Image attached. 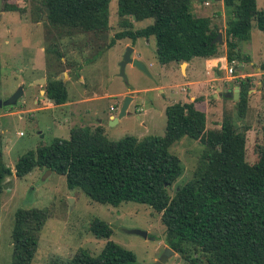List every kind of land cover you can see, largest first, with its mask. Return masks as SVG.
Masks as SVG:
<instances>
[{
	"label": "rangeland",
	"instance_id": "rangeland-1",
	"mask_svg": "<svg viewBox=\"0 0 264 264\" xmlns=\"http://www.w3.org/2000/svg\"><path fill=\"white\" fill-rule=\"evenodd\" d=\"M219 2L216 0L215 6L211 0L209 5L194 0L191 10L195 15V9L203 10L205 6L215 10L221 7ZM257 8L264 10V0H257ZM46 14L41 0H0V99H5L0 106V150L3 163L13 170L5 177L0 194V264H10L12 260L11 230L18 208H38L46 215L31 264H56L78 249L97 255L108 239L131 250L135 264H154L157 260L161 264H191L174 251L166 253L165 225L160 212L149 205L136 201L99 203L81 188H69L65 175L35 167L27 175L17 177L14 164L19 156L49 144L54 137L68 138L70 129L77 126L93 129L101 125L103 134L111 140L126 135H162L165 108L174 102L193 100L196 108L206 114L207 130H220L223 120H229L236 132L245 135V161L252 164L262 140L264 77L250 75L264 62V31L253 23L248 38L236 40L240 51L232 73L219 64L218 57L225 51L219 45L220 56L211 57L218 58L211 65L213 71L205 73L204 58L199 57L194 60L196 75L185 77V64L158 61L153 35L138 37L134 42L129 37L115 39L109 45L115 34L124 29L117 14V0L109 1L108 28L104 31H64L44 18ZM128 18L132 30L152 22V18ZM220 22L223 25L222 18ZM224 36L223 33L222 40ZM127 46L133 47L131 57L142 62L148 72L127 63L125 80L119 74V63ZM214 71L218 77L234 73L243 78L250 76L242 116L238 100L231 96L235 87L240 89L239 81H230L226 96L223 81L214 80ZM52 77L62 78L66 86L67 99L62 104H55L46 96L45 86ZM192 79H202L205 85L194 99H190L189 86L185 85ZM20 86L23 94L17 101L4 104ZM217 87L221 89L216 91ZM127 95L132 99L125 114L113 121ZM203 150L199 139L188 136L171 145L170 151L180 159L182 173L168 188L170 195L192 177ZM95 218L111 227L108 239L98 238L90 231ZM132 229L144 230L147 236L128 232ZM199 264L209 263L202 259Z\"/></svg>",
	"mask_w": 264,
	"mask_h": 264
},
{
	"label": "trees",
	"instance_id": "trees-1",
	"mask_svg": "<svg viewBox=\"0 0 264 264\" xmlns=\"http://www.w3.org/2000/svg\"><path fill=\"white\" fill-rule=\"evenodd\" d=\"M110 0H41L52 25L64 31H104L108 28ZM194 0H117V14L124 28L115 39L153 35L160 63H182L191 56L218 57L219 45L212 42L221 26L212 15L197 16ZM207 2L210 0H198ZM216 3V0H211ZM225 11L223 33L226 59L239 57L236 40L247 39L253 23L264 31V10L256 0H222ZM152 18L136 30L128 17ZM60 57V54L58 58ZM260 68L264 70V62ZM240 115L246 106L250 76L239 78ZM47 98L55 104L67 99L62 78L52 77L45 86ZM196 101L174 102L165 108L166 126L162 135H126L108 139L101 125L91 129L77 126L69 137H54L47 145L18 157L14 174L23 177L35 167L65 175L69 188H81L90 199L118 205L145 203L160 212L165 225L164 240L172 251L191 264L205 259L209 264H264V121L257 159L245 161V135L235 131L229 120L220 130L206 129V114ZM264 116V115H263ZM199 139L204 150L192 177L178 186L173 195L168 188L182 173L179 157L170 151L181 137ZM0 150V194L5 177L13 170L2 161ZM46 219L38 208H18L11 230L10 264H31L38 233ZM98 238H109L112 229L100 218L90 224ZM135 254L108 239L93 255L78 249L56 264H135Z\"/></svg>",
	"mask_w": 264,
	"mask_h": 264
},
{
	"label": "crops",
	"instance_id": "crops-1",
	"mask_svg": "<svg viewBox=\"0 0 264 264\" xmlns=\"http://www.w3.org/2000/svg\"><path fill=\"white\" fill-rule=\"evenodd\" d=\"M218 1V0H217ZM209 2L210 1H207V2H204V4H206V5H209ZM220 4H221V7H219L218 9L215 7L216 5H218L217 3H215V4H213V5H215L214 7H215V10H213V8L212 9H210V7H209V9L205 6H203L204 8H203V10H199V9H195L194 11L196 12V14H197V16H203V15H212L213 16V18L214 17H218L217 19H219V20H217V21H215V19L213 20L215 23H217V24H219L220 26L222 25L221 24V22H220V18H222L223 19V25L221 26V29L219 30L220 32H221V34H222V36H223V28H224V25H225V11H224V8H223V3H222V0H220V2H219ZM256 3H257V0H256ZM200 5V4H199ZM207 8V9H206ZM205 11V13H203ZM208 13V14H207ZM223 44H220L221 45V47H224V49H225V51H224V53H221L223 56H221V57H218L219 59H220V65L224 68V70H227V68L230 66V67H232V68H234L233 66H232V64L233 63H235L238 59L237 58H235L234 60H232L231 62H229L227 59H226V57H225V54H226V49H227V47H226V41H225V36H224V39H223ZM236 49H238V47H236ZM239 50V49H238ZM196 58H199V57H195V56H193V57H191V59L189 60V61H186L185 62V65H186V69H185V72L184 73H182V75H184L185 77H187V76H189V77H192V76H194V75H196V69H197V67H196V62H194V60L196 59ZM203 58V57H202ZM218 58H211V59H206V58H204V64H205V70H206V72L205 73H208L209 71H213L214 70V68L213 67H211V65L212 64H214V63H216V60L218 59ZM256 68V71H254V72H252L251 73V75L250 76H252V77H256L257 75H261V74H263V77H264V70L262 69H260V67H255ZM228 72V71H227ZM214 74H215V78H214V80H217V81H219L220 83L223 81V83H224V86H222L223 87V91H224V95H226V96H228V91H230V84H231V82L230 81H232V80H234V81H238V79L239 78H243V77H241V74L240 73H234V74H226V75H224V76H220V77H218L219 75H218V72H216V71H214ZM200 75H201V72H200ZM185 85H187V86H191V85H193V87H191V88H189V87H187V89H190V99H194L195 98V93L196 92H198V90L199 89H202L203 91H204V89H205V85H204V80H200V79H192V80H189V81H186L185 82ZM218 89H221V87H217L216 88V91L218 90ZM214 91H215V88H214ZM213 95H215V93L213 92ZM203 103H205V102H203ZM205 105V107H206V104H204Z\"/></svg>",
	"mask_w": 264,
	"mask_h": 264
},
{
	"label": "water",
	"instance_id": "water-1",
	"mask_svg": "<svg viewBox=\"0 0 264 264\" xmlns=\"http://www.w3.org/2000/svg\"><path fill=\"white\" fill-rule=\"evenodd\" d=\"M43 17L45 18L46 16L43 15ZM213 43L214 42H217L219 44H222L223 43V40H222V34L220 31H218L217 35L215 36V38L213 39L212 41ZM133 51V47L132 46H127L126 47V50L123 54V57H122V60L120 61L119 63V74L126 80V75H125V65L127 63H132L134 66H137L139 69H141L142 71L144 72H148L147 71V68L146 66L138 61L136 58H132L131 57V53ZM193 57V56H191ZM185 64V62H182L181 65ZM45 79L42 78V82H44ZM41 82V81H40ZM262 84H264V80L262 81ZM251 85H254V84H251ZM261 85H258V87H260ZM240 89L239 87H235L231 93V96L234 100H239V97H240ZM23 94V89L22 87H18L17 91L7 100L4 102V104H13L17 101V99L19 98V96ZM132 99L131 96H125L124 100H123V103H122V106L120 108V112L118 114L117 117H114L113 118V121H116L118 117H121L122 115L125 114L126 112V107L129 103V101ZM5 100V99H4ZM2 99H0V106H2V102L4 101ZM48 173L50 172V170H47ZM128 232H131V233H136V234H140L142 235L143 237H146L147 236V232L144 231V230H141V229H132V230H128ZM166 253H168L169 251H172V249H170L169 247L165 249ZM154 264H161L160 260H157Z\"/></svg>",
	"mask_w": 264,
	"mask_h": 264
},
{
	"label": "built area",
	"instance_id": "built-area-1",
	"mask_svg": "<svg viewBox=\"0 0 264 264\" xmlns=\"http://www.w3.org/2000/svg\"><path fill=\"white\" fill-rule=\"evenodd\" d=\"M227 71H228L229 73H232L233 68H232V67H228V68H227Z\"/></svg>",
	"mask_w": 264,
	"mask_h": 264
},
{
	"label": "flooded vegetation",
	"instance_id": "flooded-vegetation-1",
	"mask_svg": "<svg viewBox=\"0 0 264 264\" xmlns=\"http://www.w3.org/2000/svg\"><path fill=\"white\" fill-rule=\"evenodd\" d=\"M45 79V78H44ZM40 83V82H39ZM41 84V83H40Z\"/></svg>",
	"mask_w": 264,
	"mask_h": 264
}]
</instances>
